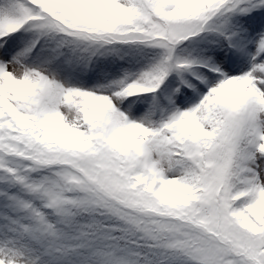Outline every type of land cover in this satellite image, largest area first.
I'll list each match as a JSON object with an SVG mask.
<instances>
[{
  "label": "snow or ice",
  "instance_id": "6c2138e0",
  "mask_svg": "<svg viewBox=\"0 0 264 264\" xmlns=\"http://www.w3.org/2000/svg\"><path fill=\"white\" fill-rule=\"evenodd\" d=\"M0 264H264V0H0Z\"/></svg>",
  "mask_w": 264,
  "mask_h": 264
}]
</instances>
